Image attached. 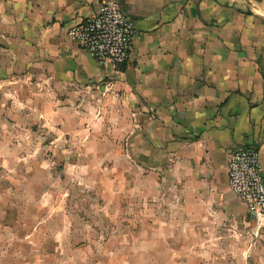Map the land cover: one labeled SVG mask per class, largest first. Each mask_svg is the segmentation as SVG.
Instances as JSON below:
<instances>
[{"label":"crops","instance_id":"crops-1","mask_svg":"<svg viewBox=\"0 0 264 264\" xmlns=\"http://www.w3.org/2000/svg\"><path fill=\"white\" fill-rule=\"evenodd\" d=\"M111 1L134 25L118 69L67 36L99 0H0V88L31 80L55 95L50 121L72 126L58 134L66 178L101 194L111 188L105 202L115 210L117 198L134 207L145 226H135L130 250L141 249L146 231L160 239L165 264H195L190 249L218 264L224 243L170 247V226L152 220L173 219L184 239H219L220 225L240 219L256 224L228 186L227 158L255 146L264 177V0ZM147 208L153 214L136 211ZM252 235L253 244H226L234 264H264V232L256 225Z\"/></svg>","mask_w":264,"mask_h":264},{"label":"rangeland","instance_id":"rangeland-1","mask_svg":"<svg viewBox=\"0 0 264 264\" xmlns=\"http://www.w3.org/2000/svg\"><path fill=\"white\" fill-rule=\"evenodd\" d=\"M34 85L25 80L21 88H0V264H165L160 239L147 236L146 231L141 249L130 250V244L139 241L133 233L135 226L140 231L145 222H135V209L125 198H117L115 210V205L105 202L114 195L111 188L102 189L101 194L92 185L67 180V166L61 160L65 152L59 147L65 139L58 134L72 128L71 121L64 119V126L53 124L48 104L56 103V97L38 85L33 89ZM37 95L39 102H35ZM148 209L136 211L153 214ZM152 221L156 229L170 226L166 238L170 247L181 248L180 242L187 239L224 243L218 264H234L239 259L231 258L235 253L227 252L226 244L255 242L252 230L256 224L242 219L220 225L225 235L216 240L193 235L184 239L173 219ZM186 253L192 255V263L202 264L195 257L197 250ZM238 254L241 259L242 252Z\"/></svg>","mask_w":264,"mask_h":264},{"label":"built area","instance_id":"built-area-1","mask_svg":"<svg viewBox=\"0 0 264 264\" xmlns=\"http://www.w3.org/2000/svg\"><path fill=\"white\" fill-rule=\"evenodd\" d=\"M134 35L132 20L111 0H99L95 14L67 30V36L101 64L118 69L127 61ZM228 186L254 214L264 232V177L258 149L253 145L231 149L227 158Z\"/></svg>","mask_w":264,"mask_h":264},{"label":"water","instance_id":"water-1","mask_svg":"<svg viewBox=\"0 0 264 264\" xmlns=\"http://www.w3.org/2000/svg\"><path fill=\"white\" fill-rule=\"evenodd\" d=\"M251 215H252V216H254V214H253V213H251Z\"/></svg>","mask_w":264,"mask_h":264},{"label":"bare ground","instance_id":"bare-ground-1","mask_svg":"<svg viewBox=\"0 0 264 264\" xmlns=\"http://www.w3.org/2000/svg\"><path fill=\"white\" fill-rule=\"evenodd\" d=\"M254 9V8H253Z\"/></svg>","mask_w":264,"mask_h":264}]
</instances>
